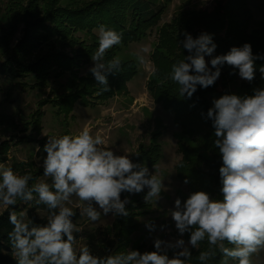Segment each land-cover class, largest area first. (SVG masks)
Returning <instances> with one entry per match:
<instances>
[{
    "label": "clouds",
    "instance_id": "obj_1",
    "mask_svg": "<svg viewBox=\"0 0 264 264\" xmlns=\"http://www.w3.org/2000/svg\"><path fill=\"white\" fill-rule=\"evenodd\" d=\"M95 31L98 47L91 55L93 66L88 71L101 86L98 94H102L111 91L108 75L122 69L120 56L106 59V53L122 43V34L103 24ZM184 36L178 44L189 54L173 63L166 76L179 86L180 96L187 94L191 98L198 85L205 89L213 86L225 64L238 70L239 77L249 83L255 80L257 70L264 80V64L257 68L256 63L264 60V54L254 55L250 43L214 56L209 68L205 55L212 56L217 47L212 36L201 33L194 38L187 32ZM139 60L144 63L143 56ZM212 104L207 118L212 122L214 146L222 160L221 196L213 199L206 191H193L183 202L179 197L175 199L169 214L181 237L190 234L187 242L182 238H156L155 251L141 253L126 248L104 256L95 254L89 246H77L74 234L82 229L73 222L76 212L67 206L73 204V197L79 201L80 216L96 222L101 219V211L105 216L129 215L126 204L130 201L121 199L123 192L138 194L147 188L144 200L148 203L157 201L166 190L156 172L151 174L148 167L134 163L127 153L116 154L105 146L100 133L93 135L84 127L77 134L47 136L42 167L43 176L50 178V183L0 163V205L13 209L18 201H34L48 210L45 225L35 224L27 211L9 212L13 229L7 236L16 264H193L190 248L198 249L204 242L207 249L199 251L197 264H210L218 255L219 264H261L258 257L264 251V87L254 88L252 94H224ZM146 227L153 231L156 226L148 223ZM169 250L173 251L171 257Z\"/></svg>",
    "mask_w": 264,
    "mask_h": 264
},
{
    "label": "rangeland",
    "instance_id": "obj_2",
    "mask_svg": "<svg viewBox=\"0 0 264 264\" xmlns=\"http://www.w3.org/2000/svg\"><path fill=\"white\" fill-rule=\"evenodd\" d=\"M128 0H0V163L12 167L20 174L30 172L34 178L50 183V178L43 176L42 160L46 153L43 146L47 136H60L64 134H77L84 127H88L93 135L100 133L106 140V147L111 148L116 154H129L134 163L148 167L151 174H156L163 179L166 190L160 194L157 201L145 202L144 196L148 189L145 188L138 194L123 192L121 199L127 198L126 204L129 215L113 216L112 213L104 215L101 219L90 221L86 216L81 217L77 205L79 201L72 198L76 215L73 222L82 229L75 233L77 246L84 245L85 232L93 227L102 226L116 238L119 250L126 248L145 251H155L156 238L165 241L190 238L189 233L181 237L175 227L169 210L174 208V201L180 198L183 202L193 192L188 183L181 181L176 174L181 154L178 151V140L192 145L190 139L173 122L172 113H168L161 105L155 102L150 92L152 82L161 86L164 81L157 74V67L152 59V51L157 47L160 30L178 25L182 15L192 9H203L211 13L213 8L226 0H137L158 3L162 6L159 19L145 30H139L136 23L137 14L132 12L130 24L132 30L140 32L137 41L121 43L106 53V59L120 56L123 61L119 73L109 74L108 83L111 91L99 93L100 85L97 84L92 74L88 71L93 66L91 55L98 47L95 27L81 26L70 32L67 38L62 37H34L38 34V24L41 19H53L58 13L74 14L81 7L95 2L104 4L106 8L117 13L126 8ZM132 1V0H130ZM252 14V22L248 29L256 28L264 19V0H248ZM155 5V10L158 9ZM147 24V23H141ZM145 25L144 27H146ZM34 37V38H33ZM88 45V46H87ZM71 48V49H70ZM147 48V52L142 49ZM70 56L73 60L71 71L54 69L47 72L48 62L56 56ZM144 57L140 63L139 57ZM212 56L205 55V60L211 68ZM65 59V58H64ZM21 76H13L9 65H19ZM32 66L39 76L28 72ZM160 68V67H159ZM57 70V71H56ZM162 76L166 75V66L161 65ZM135 71V75H133ZM10 73V75H6ZM217 80L224 81L226 94H250L252 83L241 79L238 70L222 66L221 74ZM132 75L131 80L121 81V76ZM41 75L43 79H41ZM120 83H123L121 85ZM249 85V87H248ZM78 93L87 105L74 103L70 112L67 111V100L72 93ZM158 144L161 148L158 163H150L152 145ZM39 146V150H37ZM159 148V149H160ZM139 153V155H137ZM222 161L216 163L214 173L217 181L208 178L212 174L209 169L199 167L202 183L196 186L198 191H206L213 199L220 198L219 171ZM155 166V167H154ZM32 181H30V184ZM194 187V186H193ZM196 191V190H195ZM15 207V206H14ZM17 212L30 209L28 217L37 225L47 223V212L35 202H20L16 205ZM12 207L5 209L0 205V215L8 219ZM8 213V214H7ZM154 223L155 230L150 231L146 224ZM163 226V228L161 227ZM83 238V239H81ZM10 244V243H9ZM191 249V248H190ZM199 249H207L206 242L201 243ZM15 259L10 251H5ZM172 250L168 251L171 257ZM264 251L258 259L263 264ZM219 255L212 264H219ZM234 264V262H231Z\"/></svg>",
    "mask_w": 264,
    "mask_h": 264
},
{
    "label": "trees",
    "instance_id": "obj_3",
    "mask_svg": "<svg viewBox=\"0 0 264 264\" xmlns=\"http://www.w3.org/2000/svg\"><path fill=\"white\" fill-rule=\"evenodd\" d=\"M148 1L140 3L137 0H128L125 3L126 8H122L117 13L110 10V8H106L104 4L95 2L79 8L74 11V14H62V12L58 13L53 19H41L37 28L38 34L32 35L38 38L44 36L62 38L65 36L67 38L70 32H74V29H79L81 26L88 28L103 24L120 32L122 34V43L126 44L137 41L141 35L140 32L132 30L127 26L131 21L129 15L131 16L132 12L137 14L136 23H139V30L141 31L154 25L156 18L159 19L158 16H160L159 14L162 11V6L158 7V3ZM155 5L158 7L157 10L154 8ZM210 12L208 13L203 9L197 8L188 10L187 13L182 15L178 25L168 27L166 31L160 30L157 47H155L151 55L158 70L157 74L164 81V84L161 86L152 82L153 85L150 91L152 97L155 102L161 103L168 113H172L174 124L181 128L182 132L192 143L190 145L178 140V151L181 154V159L176 166L178 178L183 182L187 180L192 191H198L196 184L199 181L202 183L201 180L204 174L200 176L201 171L199 167L212 171V174L206 175V177L217 181L218 176L214 175L216 163L222 160L218 149L214 146V129L211 120L207 118V111L213 106V100L226 94L227 89L223 84L224 80L220 78L221 82L216 80L213 86H209L206 89L198 85L197 91L191 98H188L187 94L180 96L179 86L166 79V76L170 73L171 65L189 54L178 42L185 39V32L191 34L194 38L201 33H208L217 45L213 56L226 54L231 47H240L244 43L251 44L254 55L264 54V19L258 27L251 30L248 29L252 22L248 0H226ZM145 25L147 26L144 27ZM63 57L65 59H59L57 55L54 59L50 60L46 71L52 72L56 68L71 71L73 69L72 57ZM163 63L166 66L165 76H162L160 70ZM256 63L257 68H259L260 65L264 64V60H257ZM19 66L22 65H9L13 76L22 75ZM224 66L228 65L225 64ZM212 70L214 71L215 69ZM28 72L35 75V77L39 76L32 66H28ZM133 73L135 75V71ZM6 75H10V73H6ZM120 76L121 81L124 82L132 78V75L122 76L120 74ZM220 77H224L223 73ZM41 79H43L42 75ZM108 84L109 86H113V83ZM120 84L123 85V83ZM257 87H264V80H261L258 70L249 93L252 94V90ZM70 96L72 98L66 102L68 112L72 110L74 103L77 101H80L82 105H87L86 101L82 100V96L78 95V93L74 92ZM152 146L150 163L156 164L160 158L161 148L157 143ZM216 173L219 174V171ZM38 206L43 208L48 214L46 206ZM14 208L17 209L16 205L15 207L13 206ZM29 210H27V214H29ZM34 223L36 224V222ZM12 229L13 225L6 218V214L4 216L0 215V264H13L12 257L5 253V251H10L11 246L7 234ZM84 245L89 246L95 254L100 256L119 251L116 238L102 226L90 228L85 232ZM190 251L193 256V264H197L196 257L201 250L198 248L190 249ZM212 263L213 261L210 262V264Z\"/></svg>",
    "mask_w": 264,
    "mask_h": 264
}]
</instances>
